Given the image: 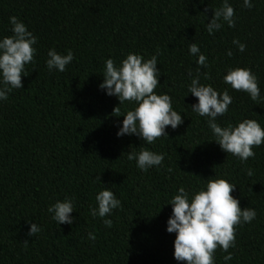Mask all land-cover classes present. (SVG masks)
<instances>
[{
    "label": "trees",
    "instance_id": "1",
    "mask_svg": "<svg viewBox=\"0 0 264 264\" xmlns=\"http://www.w3.org/2000/svg\"><path fill=\"white\" fill-rule=\"evenodd\" d=\"M228 2L235 26L224 24L209 35L206 23L223 0H0V37L12 34L8 18L16 16L37 38L23 88L0 101V264H186L173 256L175 233L166 231L172 208L166 203L179 187L192 193L209 178L236 185L231 195L241 209L257 213L235 227L227 264H264V143L243 163L222 151L206 118L191 110L197 98L186 96L188 72L195 76L198 67L188 44L196 43L208 63L200 82L227 89L232 98L218 123L248 118L264 128V101L223 83L229 68H248L264 97V0H252L251 9L243 0ZM234 38L246 45L244 52ZM51 48L73 52L65 72L47 69ZM128 53L157 56L161 87L154 91L169 94L183 119L151 145L135 135L117 137L133 104L113 113L118 99L98 87L104 61L118 65ZM140 146L164 154L162 165L141 171L128 161L126 154ZM103 185L121 201L103 218L111 219L110 228L90 211ZM66 197L74 201L75 219L59 225L47 209ZM30 223L41 229L35 236L28 235ZM225 255L218 247L215 264H225Z\"/></svg>",
    "mask_w": 264,
    "mask_h": 264
},
{
    "label": "clouds",
    "instance_id": "2",
    "mask_svg": "<svg viewBox=\"0 0 264 264\" xmlns=\"http://www.w3.org/2000/svg\"><path fill=\"white\" fill-rule=\"evenodd\" d=\"M243 6L251 9L252 0H243ZM8 23L12 34L0 37V101H7L12 90L23 88L22 76H27L26 65L34 61L37 51L34 47L37 44L36 36L18 17L10 16ZM224 24L235 26L234 9L228 0H223L221 7L214 9L211 21L206 23V31L213 35ZM232 44L239 52L245 51L246 45L238 39L234 38ZM188 52L197 57L195 63L198 66L195 76L191 70L188 72L190 83L187 85L186 96L191 94L198 101L191 105L192 112L206 118L213 141L222 151L237 157L242 163L246 162L254 157L253 148L264 143V128L258 121L248 118L236 125L221 126L218 117L228 112L232 98L227 89L218 92L212 85L200 82L201 68L208 67L207 57L201 53L200 47L196 43H189ZM226 55L231 57L232 50L228 49ZM73 59L71 50L61 54L51 48L47 51L45 64L49 72L55 70L63 73ZM157 65L156 55L145 59L134 53H128L118 65L111 58L104 61L103 82L98 87L106 95L118 99L119 106L114 108L113 113H119L120 106L125 102L133 104V108L122 116V123L116 133L118 138L135 135L151 145L157 138L167 136L168 126L175 130L183 123L182 116L173 110L172 97L154 91L160 86ZM223 83L233 90L247 93L254 102L264 101L257 77L248 68H229L223 76ZM139 149L126 154L127 160L135 161L139 170L147 171L162 165L164 154L141 146ZM247 175H252L251 169L247 170ZM235 188L236 185L225 179L209 178L204 187L192 193L179 187L167 201L166 205L171 206L172 212L167 220L166 231L175 233L173 256L177 262L215 264L214 253L218 247L227 253L223 257L225 264L232 260V253L228 250L235 247V227L251 223L257 215L253 208L241 209L240 201L231 195ZM95 201L96 207L90 210L94 218L103 219L121 207V201L104 185L95 195ZM47 211L51 214L50 218L59 225H71L75 219L71 216L75 211L74 201L67 197L63 201H56ZM103 223L109 228L112 226L111 219H103ZM40 230L36 223H30L28 235L35 236ZM88 238L96 239L91 232Z\"/></svg>",
    "mask_w": 264,
    "mask_h": 264
}]
</instances>
